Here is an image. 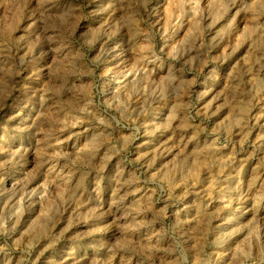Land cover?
I'll return each mask as SVG.
<instances>
[{"label": "rangeland", "instance_id": "1", "mask_svg": "<svg viewBox=\"0 0 264 264\" xmlns=\"http://www.w3.org/2000/svg\"><path fill=\"white\" fill-rule=\"evenodd\" d=\"M0 264H264V0H0Z\"/></svg>", "mask_w": 264, "mask_h": 264}, {"label": "bare ground", "instance_id": "2", "mask_svg": "<svg viewBox=\"0 0 264 264\" xmlns=\"http://www.w3.org/2000/svg\"><path fill=\"white\" fill-rule=\"evenodd\" d=\"M241 204V203H240Z\"/></svg>", "mask_w": 264, "mask_h": 264}]
</instances>
